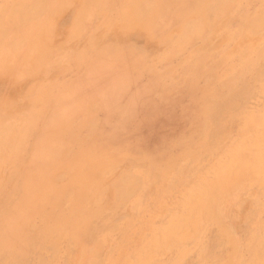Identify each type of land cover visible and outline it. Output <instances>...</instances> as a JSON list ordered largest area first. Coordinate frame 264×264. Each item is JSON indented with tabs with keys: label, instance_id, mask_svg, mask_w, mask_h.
Returning a JSON list of instances; mask_svg holds the SVG:
<instances>
[{
	"label": "clouds",
	"instance_id": "9594fccd",
	"mask_svg": "<svg viewBox=\"0 0 264 264\" xmlns=\"http://www.w3.org/2000/svg\"><path fill=\"white\" fill-rule=\"evenodd\" d=\"M0 264H264V0H0Z\"/></svg>",
	"mask_w": 264,
	"mask_h": 264
}]
</instances>
